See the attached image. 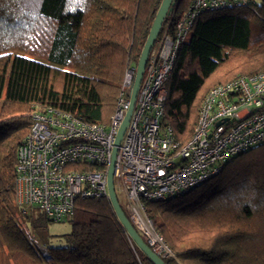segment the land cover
Returning a JSON list of instances; mask_svg holds the SVG:
<instances>
[{
    "label": "trees",
    "instance_id": "obj_1",
    "mask_svg": "<svg viewBox=\"0 0 264 264\" xmlns=\"http://www.w3.org/2000/svg\"><path fill=\"white\" fill-rule=\"evenodd\" d=\"M162 1L0 0V264H153L109 200L77 201L66 245L48 246L52 221L17 204L16 164L33 105L108 124L127 62L138 63ZM192 1L177 0L174 22ZM261 72L264 0L199 14L166 84L163 125L186 144L212 88ZM145 208L175 254L166 264H264V144L233 157L188 193ZM251 240L257 251L241 254Z\"/></svg>",
    "mask_w": 264,
    "mask_h": 264
},
{
    "label": "built area",
    "instance_id": "obj_2",
    "mask_svg": "<svg viewBox=\"0 0 264 264\" xmlns=\"http://www.w3.org/2000/svg\"><path fill=\"white\" fill-rule=\"evenodd\" d=\"M248 0H193L180 20L170 12L150 51L129 125L114 166V185L130 221L161 258L174 252L148 216L145 203L188 193L219 174L233 157L264 144V72L212 88L189 142L180 144L166 116V84L199 14L246 6ZM168 15V16H169ZM137 64L128 60L108 124H91L54 106L33 105V125L17 150V204L65 223L79 200H109L107 172L130 108Z\"/></svg>",
    "mask_w": 264,
    "mask_h": 264
},
{
    "label": "water",
    "instance_id": "obj_3",
    "mask_svg": "<svg viewBox=\"0 0 264 264\" xmlns=\"http://www.w3.org/2000/svg\"><path fill=\"white\" fill-rule=\"evenodd\" d=\"M177 0H163L162 4L158 10V13L156 15V18L153 22L152 28L150 30L149 36L147 38V41L142 49L140 58L137 63V69H136V76L134 80V84L131 91V99H130V108L127 112V115L124 119V122L121 126V128L118 131V134L116 136V140L114 143V148L112 152V159L110 162V166L108 168L107 172V183H108V191H109V201L111 203V206L119 220V222L123 225L125 230L127 231L129 237L131 240L137 245V247L147 256V258L153 263V264H166L164 259L161 258L159 255H157L144 241L143 237L138 233L130 219L126 216L124 213L119 200L118 196L116 194L115 185H114V166L115 161L117 158L119 146L121 144V141L123 139L124 133L129 125L131 115L133 113V109L135 106L136 97L141 85V81L144 76V72L146 69V64L148 61V57L150 54L151 49L155 45L159 34L161 32L163 23L166 19V17L170 14V12L173 10V7Z\"/></svg>",
    "mask_w": 264,
    "mask_h": 264
},
{
    "label": "rangeland",
    "instance_id": "obj_4",
    "mask_svg": "<svg viewBox=\"0 0 264 264\" xmlns=\"http://www.w3.org/2000/svg\"><path fill=\"white\" fill-rule=\"evenodd\" d=\"M256 3H260L263 0H254ZM135 63V62H134ZM137 64V63H136ZM120 196V194H119ZM122 199V196H120ZM36 210V209H34ZM39 211V210H36ZM40 212V211H39ZM18 222L21 223L23 228H27L26 223L24 222L23 218L18 214ZM72 225L69 222L65 223H48L47 225V236H46V243L50 247H61L66 245V241L64 236L67 235L71 231ZM257 251V247L253 240L244 244L240 249L239 252L246 256H251L254 252Z\"/></svg>",
    "mask_w": 264,
    "mask_h": 264
}]
</instances>
